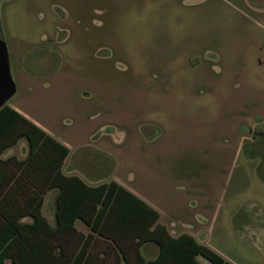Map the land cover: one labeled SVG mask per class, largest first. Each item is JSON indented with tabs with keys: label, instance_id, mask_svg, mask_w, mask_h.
Here are the masks:
<instances>
[{
	"label": "rangeland",
	"instance_id": "rangeland-1",
	"mask_svg": "<svg viewBox=\"0 0 264 264\" xmlns=\"http://www.w3.org/2000/svg\"><path fill=\"white\" fill-rule=\"evenodd\" d=\"M0 37L11 105L73 146L99 140L106 179L236 264H264V0H0ZM20 139L4 158H23Z\"/></svg>",
	"mask_w": 264,
	"mask_h": 264
},
{
	"label": "trees",
	"instance_id": "trees-1",
	"mask_svg": "<svg viewBox=\"0 0 264 264\" xmlns=\"http://www.w3.org/2000/svg\"><path fill=\"white\" fill-rule=\"evenodd\" d=\"M22 137L26 156L4 158ZM70 151L8 101L0 107V264H204L200 256L236 264L189 231L173 234L159 209L118 179L89 183L65 173ZM50 190L54 222L43 213ZM147 243L157 246L154 257L144 253Z\"/></svg>",
	"mask_w": 264,
	"mask_h": 264
},
{
	"label": "crops",
	"instance_id": "crops-1",
	"mask_svg": "<svg viewBox=\"0 0 264 264\" xmlns=\"http://www.w3.org/2000/svg\"><path fill=\"white\" fill-rule=\"evenodd\" d=\"M260 48H262V54L259 55V57H258V63H259V65L263 66L264 65V40L261 41ZM14 107H16L22 113H24L25 115H27L28 117H30L31 119L35 120L37 123L42 125L48 132H50L54 136L58 137L60 140H62L64 143H66L71 148V151H70L69 155L66 157L64 164H63V170L65 173H68V174L77 173V174L81 175L89 183H98L99 181L104 180L110 176L109 174H105L106 171L103 172L104 170L102 172L99 171L100 167H104V169L108 168L107 163L103 159H101V160L99 159V151L97 150V149H99V140L96 141V139L91 140L88 138V140H86L85 142H82L80 144H77L76 146H73L70 142H68L66 140L65 137H63L62 135L60 136L59 134H55L52 131H50L49 127H47L44 123L39 122L37 119H34L32 116L27 114V112L25 110H23L17 106H14ZM97 130L98 131L102 130V134L103 133H106V134L109 133V135L112 136L114 141H120V137L123 134V131H121L119 128L115 130L116 132L115 131L108 132V131H106V126H104V125L99 127ZM22 139H20L21 140L20 144H21V149H22L21 150L22 156L24 157V156H26L27 151H28V142H27L26 138H22ZM10 149H12V147H10L7 150L10 151ZM95 151H97V152H95ZM5 153H6V151H5ZM109 153L112 154L111 151H109ZM114 178H116V177H114ZM128 187L130 189H132L133 191H135L136 193H138L139 195H141L143 198H145L152 205H154L156 208L159 209V211L161 212L159 222L166 224L173 234L176 235L182 231H189V232L193 233L199 240L204 241V242L209 244L208 240L207 241L203 240L201 238V236L199 234H197L195 231L185 228L186 226L188 227L192 223L191 220H182L180 217L178 219L176 216L170 215L164 208L159 206L150 197H148V195H146L142 191H139L137 189L132 188L131 186H128ZM166 214H169L171 220H161L162 217ZM52 218H53V215H52ZM78 223H81V222H77V225H78ZM146 245H151L152 248L155 249L153 255L151 256V257H154L158 252L157 246L153 243H147L144 246H146ZM144 246H143V248H144ZM143 251H144V249H143Z\"/></svg>",
	"mask_w": 264,
	"mask_h": 264
},
{
	"label": "water",
	"instance_id": "water-1",
	"mask_svg": "<svg viewBox=\"0 0 264 264\" xmlns=\"http://www.w3.org/2000/svg\"><path fill=\"white\" fill-rule=\"evenodd\" d=\"M17 84L9 63L7 42L0 37V107L16 92Z\"/></svg>",
	"mask_w": 264,
	"mask_h": 264
}]
</instances>
